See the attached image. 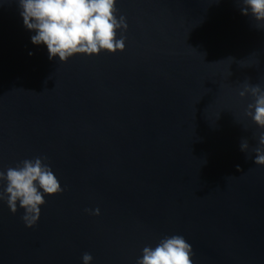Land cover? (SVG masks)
<instances>
[{"label": "water", "instance_id": "1", "mask_svg": "<svg viewBox=\"0 0 264 264\" xmlns=\"http://www.w3.org/2000/svg\"><path fill=\"white\" fill-rule=\"evenodd\" d=\"M241 6L117 0L125 50L63 63L0 0V170L46 156L64 188L31 229L0 201V264H137L171 235L193 264H264V166L240 148L261 129L239 95L264 87V25Z\"/></svg>", "mask_w": 264, "mask_h": 264}, {"label": "clouds", "instance_id": "2", "mask_svg": "<svg viewBox=\"0 0 264 264\" xmlns=\"http://www.w3.org/2000/svg\"><path fill=\"white\" fill-rule=\"evenodd\" d=\"M241 12L251 16L259 25H264V0H237ZM24 26L36 34L31 37L34 45L44 44L49 59L59 57L67 62L77 54L99 55L125 50V36L118 38V32H126L127 19L117 18V0H18ZM32 55V53H29ZM242 99L251 96L245 116L261 129L257 146L241 141V151L255 154L254 163L264 166V87L245 83L239 92ZM46 156L24 159L15 167L0 170V201L7 204L13 215L23 209L21 217L28 228H34L40 221L45 195L62 194V188ZM238 171H242L238 167ZM89 215H100L99 208L86 209ZM192 246L182 235L164 236L152 246L142 249L137 264H193ZM93 256L85 252L83 264H92Z\"/></svg>", "mask_w": 264, "mask_h": 264}]
</instances>
